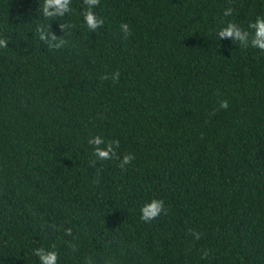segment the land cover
<instances>
[{"label": "trees", "instance_id": "obj_1", "mask_svg": "<svg viewBox=\"0 0 264 264\" xmlns=\"http://www.w3.org/2000/svg\"><path fill=\"white\" fill-rule=\"evenodd\" d=\"M42 5L0 0V264H264V0H96L95 29Z\"/></svg>", "mask_w": 264, "mask_h": 264}, {"label": "clouds", "instance_id": "obj_2", "mask_svg": "<svg viewBox=\"0 0 264 264\" xmlns=\"http://www.w3.org/2000/svg\"><path fill=\"white\" fill-rule=\"evenodd\" d=\"M89 4V9L84 13V21L88 28L95 29L103 21L98 19L95 14L91 11V5L96 3V0H87ZM69 9V0H43L42 13L46 17H57L62 16L65 11ZM231 9L225 10V15L230 14ZM121 29L125 34L129 32V26L127 23H121ZM250 27L254 28L255 31L251 37L250 43L253 47H258L264 50V17H258ZM37 32L42 40H45L50 47L59 48L65 43L63 39H59L54 33H50L46 28L37 27ZM219 38L230 36L233 40H238L243 46H247L249 43V33L246 30H242L239 26L234 23H228L227 26L223 27L217 34ZM7 41L5 39H0V47L6 46ZM119 78V72H114L112 74V79L115 81ZM228 102L226 100L220 101V107L226 108ZM88 144L93 145V152L97 159H108L115 153L113 145H118V140H113L105 142L104 138L100 135L92 136L88 139ZM104 144V147H99V145ZM133 159L131 154H126L120 161V167L123 168ZM166 208L164 201L158 198H152L151 200L145 202L140 207V219L144 221H151L156 218L162 212H165ZM66 231H71L67 229ZM196 238H199V233H195ZM35 255L38 257L40 264H57L58 253L52 249L36 248L33 250Z\"/></svg>", "mask_w": 264, "mask_h": 264}]
</instances>
